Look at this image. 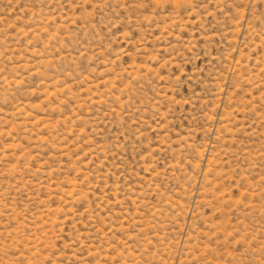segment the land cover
I'll list each match as a JSON object with an SVG mask.
<instances>
[{
    "label": "rangeland",
    "instance_id": "1",
    "mask_svg": "<svg viewBox=\"0 0 264 264\" xmlns=\"http://www.w3.org/2000/svg\"><path fill=\"white\" fill-rule=\"evenodd\" d=\"M0 264H264V0H0Z\"/></svg>",
    "mask_w": 264,
    "mask_h": 264
}]
</instances>
